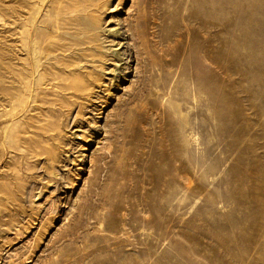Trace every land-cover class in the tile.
<instances>
[{
    "label": "rangeland",
    "instance_id": "rangeland-1",
    "mask_svg": "<svg viewBox=\"0 0 264 264\" xmlns=\"http://www.w3.org/2000/svg\"><path fill=\"white\" fill-rule=\"evenodd\" d=\"M70 3L28 106L0 56V264H264V0Z\"/></svg>",
    "mask_w": 264,
    "mask_h": 264
},
{
    "label": "bare ground",
    "instance_id": "bare-ground-1",
    "mask_svg": "<svg viewBox=\"0 0 264 264\" xmlns=\"http://www.w3.org/2000/svg\"><path fill=\"white\" fill-rule=\"evenodd\" d=\"M55 1L56 0H11L12 4L9 8L8 20L11 24L12 44L11 49L7 53L1 51L0 56L2 59L3 57L10 58V80L11 87L14 88V93L11 95L9 102L14 104L15 101H19V104L15 103L17 106L22 107V102L26 104V100L24 101V99L20 98L22 96H27L29 93V91L25 89V86L26 82L29 81L30 72L35 71V69L45 61L54 59L57 56L55 54L56 51L60 50L63 54L67 53L72 45L71 40L67 41L70 36L68 35L69 33L61 31V27L67 24H74L78 30V34L86 33L83 29H78L79 26L82 27L83 25L80 20H68V9L72 8L73 12L78 14L76 5H72L70 0H57L58 9L61 11L60 17L58 16V18L65 20L63 25V23H60L55 18L52 12L55 7ZM74 43H76L77 46L80 45L82 43L81 37L75 38ZM75 67L78 66L75 65ZM44 79L52 80L53 78L46 76ZM77 80H82V78H77ZM33 82L34 91L37 92L40 85L39 79L35 78V80H32V84ZM77 85L78 83L73 80V82L65 85V87L73 88ZM32 98L34 101L42 99L37 93L33 94ZM21 100L23 101L20 103ZM26 106H28V104H26Z\"/></svg>",
    "mask_w": 264,
    "mask_h": 264
}]
</instances>
